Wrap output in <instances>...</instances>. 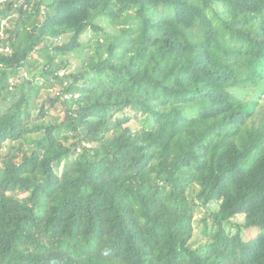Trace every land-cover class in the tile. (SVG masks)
<instances>
[{
  "label": "trees",
  "instance_id": "1",
  "mask_svg": "<svg viewBox=\"0 0 264 264\" xmlns=\"http://www.w3.org/2000/svg\"><path fill=\"white\" fill-rule=\"evenodd\" d=\"M31 2L0 7V264H264V0Z\"/></svg>",
  "mask_w": 264,
  "mask_h": 264
},
{
  "label": "rangeland",
  "instance_id": "2",
  "mask_svg": "<svg viewBox=\"0 0 264 264\" xmlns=\"http://www.w3.org/2000/svg\"><path fill=\"white\" fill-rule=\"evenodd\" d=\"M30 1H32L33 2V0H30ZM31 2V3H32ZM20 3H22V0L18 3L17 2V5H20ZM2 8V7H1ZM5 26H7V28L8 29H11V27H12V24L10 23V22H6L5 23ZM9 37H10V35L9 34H6V33H2V35L0 36V39L1 40H9ZM12 38H13V36H12ZM99 38V40H102V35H101V33H93V32H91V31H88L87 32V34H86V36H85V39H84V42L85 43H87V44H90V42H93V41H95V40H97ZM1 46V45H0ZM1 49V48H0ZM7 52H8V54H10V50H7ZM89 53H92V51L91 50H89L88 51V54ZM77 56L76 55H73V54H71V55H68L66 58L70 61V64H72V66H71V69L73 68L74 70L73 71H75V70H77V69H82L83 68V65H82V63L79 61V59L78 58H76ZM82 58V57H81ZM41 60V57L40 56H38V55H36L35 56V54L34 55H32V57L30 56V62H29V64L31 65V66H26L23 70H22V76L23 77H26V76H28V72L29 71H33L34 69H35V67L36 66H39V61ZM38 76V75H37ZM27 78V77H26ZM18 83V85H19V83H21V80H19L18 81V79L16 80V79H12L11 80V82H10V85H11V87H12V89H13V87L16 85ZM35 84H37L38 86H41V85H43L42 83H43V81H42V79L41 78H36V80H35V82H34ZM44 90H45V88H43ZM42 92V98H41V100L39 101V103L40 104H43L44 102H46L47 100H48V98H49V96H52V89L49 87V89L48 90H46V91H41ZM264 99V96H262L261 98H260V100H261V102L260 103H264L263 100ZM50 115L51 116H55V117H58V115H57V113H54V112H52L51 110H50ZM27 139H28V142H30L31 140H34L35 139V135H34V133H29L28 135H27ZM218 206L217 205H213L211 208H217ZM202 213L203 212H199V213H196L195 214V216H194V219H200V217L202 216ZM233 221V223H240V222H242V217L241 216H238V217H236L235 219H233L232 220ZM207 225H208V227H209V231H210V226H211V221L209 220V219H207ZM195 229V231L199 234V233H201V228L200 227H195L194 228ZM236 230L235 229H232L231 230V232H235ZM255 232H256V229L255 228H251L250 230H248V231H245V232H243V237L244 238H248V237H253L254 235H255ZM207 239V237H203L202 238V241L204 242L205 240ZM202 243V242H201ZM197 247V246H196Z\"/></svg>",
  "mask_w": 264,
  "mask_h": 264
},
{
  "label": "built area",
  "instance_id": "3",
  "mask_svg": "<svg viewBox=\"0 0 264 264\" xmlns=\"http://www.w3.org/2000/svg\"><path fill=\"white\" fill-rule=\"evenodd\" d=\"M7 3L17 4V0H0V7H1L2 5L7 4ZM14 6H15V5H14ZM6 22H7V21L5 20V21H2L1 23H2V25H5Z\"/></svg>",
  "mask_w": 264,
  "mask_h": 264
}]
</instances>
